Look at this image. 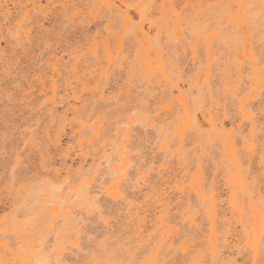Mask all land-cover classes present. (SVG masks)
Here are the masks:
<instances>
[{"label": "bare ground", "instance_id": "6f19581e", "mask_svg": "<svg viewBox=\"0 0 264 264\" xmlns=\"http://www.w3.org/2000/svg\"><path fill=\"white\" fill-rule=\"evenodd\" d=\"M166 2L168 0L160 4L162 13L167 11ZM167 7L175 14L173 6ZM54 14L67 25L65 32L78 34V39L83 38L86 42L81 45L75 41V44L61 48V51H67L65 54L58 55V48L54 47H58L64 37L62 27L54 32L48 30L49 34L45 29V21ZM147 16L143 0L133 7L123 0H0V77L18 83L19 79L15 77L22 69L19 73L16 67L10 70L12 63H17L21 56L33 60L35 51L43 53L41 67L30 77L21 79L17 97L14 95L9 101L17 103L14 106L19 111L32 114L34 124L29 127L34 129L29 130L28 127L24 131L29 130L24 151L34 154L35 150V161L44 172L31 173L33 176L29 174L30 178L22 177L23 184L17 195H23L24 209L16 210L12 205L11 213L28 214L30 208L39 203L41 195H56L64 182H72L71 190L85 186L86 190L82 188L84 192L79 189L75 195L82 192L87 198L92 194L90 188H100L104 183L100 180L103 172L108 171L113 160L119 159V149L125 144L128 132L121 137L122 141H118V134L123 132L116 129L111 135L110 130L114 127H105L106 122L100 119V115L96 116L97 110L100 107L107 109V86L109 89L110 85L116 84L121 74L132 78L136 74L135 68L141 71L142 58L147 61L148 72L155 78V86L145 85L136 122L141 125L140 130L147 129L156 134L162 161L156 167L151 166L152 172L145 180L154 178L155 182L144 191L141 199L136 196L140 188L136 183L123 184L126 201L102 197V201L111 208V223L119 225L120 235L115 237L110 232L107 249L103 254H92L90 259L102 258L111 264H151L155 261L159 264H193V261L222 264L225 260L251 264L259 261V253L264 249L260 224L264 210L261 205L264 194V131L259 118H255L254 127L248 120H241L238 111L240 99H233L237 95L242 97L248 105L247 112L255 116V99L264 93V65L253 55L251 28L245 32L246 42L237 43L241 59L235 58L233 66L227 58L228 63L223 68L217 67L211 58L214 54L209 50L206 59L201 61L189 45L194 68L183 84L180 70L171 71L164 65L159 26ZM25 17L31 21L29 28L21 33L18 40L13 39L10 33ZM116 22L120 23L118 32L113 30ZM92 25L95 31L89 33ZM86 34L91 35L88 38ZM108 34L112 35L108 37ZM121 35H126V38H121ZM127 39L136 48L130 61V51L124 48ZM34 45L36 50L32 49ZM133 89L130 83H126L123 93L114 98L128 100L136 92ZM216 90L222 96L220 101L213 100ZM0 101L2 103L1 98ZM8 106L5 107L6 112L11 107ZM228 106L233 117L229 126L225 125ZM94 110L96 114L88 115ZM29 116L27 119H31ZM131 123L129 118L128 124ZM69 127L71 141L63 143L62 136ZM117 135L119 139L115 138ZM29 154L26 155L27 160L31 157ZM31 164L33 166L34 162ZM31 171L36 170L32 168ZM216 172L223 178V189L214 180ZM50 179H63V182L50 184ZM93 192L95 195L92 197H95L98 192ZM61 206L62 201L55 203L52 213L61 217ZM122 216L124 219L120 221ZM32 220L33 216H28L25 222ZM20 243L22 245L14 255L19 264L47 259L48 254L53 258L56 255L52 249L41 257L26 255L23 254V241ZM72 259L66 256L68 264Z\"/></svg>", "mask_w": 264, "mask_h": 264}, {"label": "rangeland", "instance_id": "374dc122", "mask_svg": "<svg viewBox=\"0 0 264 264\" xmlns=\"http://www.w3.org/2000/svg\"><path fill=\"white\" fill-rule=\"evenodd\" d=\"M123 1L131 7L135 6L139 2V0H136V1L135 0H123ZM143 1L148 11V16H147L148 20H150L153 23H156L160 29L159 38L163 46V50H162L163 63L171 71H174L177 68L180 70L179 73L180 75H182L181 80L183 84L187 82L189 76L193 73V68H194L192 65L193 64V61H192L193 52H191L192 50L189 48V45L193 48L196 58L201 61L202 59L203 61L206 59L208 50L213 52L214 55H212L211 58L215 60L216 66L220 68H223L228 63L227 58H229V64L231 63L230 66H233V63H234L233 61L235 60V58L236 60L241 59L240 57L241 49L240 50L236 49V46L238 43L237 42L238 34L233 28H230V22L228 21L227 16H226V9L224 7H217V6L227 5L230 3H240V2H245V3L250 2V3L257 4V5L260 3V0H168V2H166L167 11L162 13L160 9V4L165 0H143ZM170 5L174 7L175 14L171 13L168 10L167 6H170ZM13 11L14 10L11 9V13L15 15V12L13 13ZM132 11L134 12V10L131 8V12ZM250 19L252 20V26L250 28H251V35H252V38H251L252 46L254 44L253 55L258 61H260L264 65V42H262L261 37H260L259 20L258 18H256L255 12L252 13V15L250 16ZM116 24H114V29H113L114 32L120 31V23L116 22ZM59 27H62L60 29H62L64 33V37L60 41L61 47L60 45L58 47L57 46L54 47V48H58L56 49V53L58 55L59 54L61 55V53L65 54V52L67 51L64 50L65 52H63L61 51L62 50L61 48L64 49L66 46H69L72 43L75 44L76 43L75 41H78L79 44L81 45L86 42V41H83V38H81V40L83 41L82 43L80 38L78 39V34H75V33L72 34V33L65 32L67 25L64 24L63 19H59V17H56L55 14L53 17L50 18V20L45 21V29L47 30L46 34H49V31L54 32V30L59 29ZM94 31H95L94 25L90 26L89 33H92ZM215 32H217L218 34L217 33L215 34ZM169 33L171 35H169ZM90 35L86 34L85 36L90 37ZM111 35L112 34H108V37ZM179 36L183 38L178 39ZM121 38H126V35H121ZM79 40L81 41V43ZM186 40L187 41L189 40V41L187 42ZM254 40H256L257 43ZM131 43L132 42H130L128 39L125 40V43H124V48L126 49V51H130L129 54L131 57L129 61L132 58L133 52L136 50V48L133 47ZM218 48L220 49L222 48V49L218 51L219 50ZM32 49L36 50V46L34 45ZM67 50L69 51L70 48ZM233 51H234V54H233ZM35 52L36 53L33 54V57H34L33 60H29V58L27 57L23 59V57L21 56V58H19L17 63H15L14 65L12 63L13 67L9 65L10 70L11 68L16 67L17 73L20 72V68L22 69L21 73H19V75L15 77L19 79L18 83L17 82L12 83L9 79H6V78L3 79L2 77H0V80L1 79L4 80V81H0V85H1L0 93L2 94V95L0 94L1 96L0 98L2 99V103H0V109L2 108L0 111V114H1L0 123L1 124L4 123L2 125L0 124L1 125L0 126L1 127L0 128V179L2 180V182L0 180V259H3L5 261L11 260L14 262V264H19L15 260L14 255L16 254L17 248L21 247L22 245L20 243L21 240L23 241V254H26V255L34 254L37 257H41L44 254L51 251L52 249L51 246L54 244V242L56 243L59 240H64L68 238L77 229V224H76L77 222H79L80 224L82 222V218H88L87 212L83 211V208L87 205L89 198L85 196L86 195L85 193L82 194V192H80L81 194L79 193L78 195H75L77 191L82 190V188L84 189L85 186H80V188L77 187L71 190L72 182H64V184L62 185V188L59 190V192L56 195H41V197L39 198V203L31 207L28 214L25 215L22 212L11 213L10 207L12 205H14L13 207L16 210L24 209L23 200H22L23 195H17L21 191V186L23 184L22 177L30 178L34 174L38 173V171L40 172L42 171V173L44 172V170L40 168L41 165L39 167L38 162L36 163L35 161V154H36L35 150H34V154H29V152L24 151L26 148V139L29 136L27 132H29V130L34 129L33 127H29V125L34 124L33 117H31L32 114L23 113L22 111H19L18 107L14 106L17 103L13 104L14 102L9 101L10 99L14 98V95L15 97H17L18 91L21 88L20 86L22 85L21 81L27 77H30L32 73H34L37 69H39L41 65L43 64V53L41 51H38V52L35 51ZM190 52H191V55H190ZM200 53H201V56H200ZM37 58L39 59V61H37L38 60ZM140 61H141L140 67L142 68V70L137 71L136 69L138 67L135 68L136 74L132 78H130L129 75H128L129 78H127V74L125 75L121 74V76L119 75L120 77H118L116 84L114 83L112 86L110 85L109 89L107 86V88L105 89L107 90L105 91V96L106 97L109 96L110 98V99L108 98V101H107L108 103L106 105L107 109L106 107H100V109L97 110L98 111L97 114H96V110H94V111L89 112L88 115L95 112L96 116L100 115L101 117L100 119L106 122L105 127L109 129L110 128L112 129L114 127V129L110 130L111 135L114 134L113 132H115L116 129H119V133L123 132L122 134H118L120 136L119 137L120 140L118 141H122L121 137H123V135L128 132L127 137H130V139L125 141V143L127 142L129 144L130 150L127 154H125L127 158L125 157L124 159L126 161L124 165L126 166L128 164V160L130 159L132 161V167L128 169L127 179L125 180L124 183H131V184L136 183L140 187L136 196L137 198L140 196L139 198L141 199L142 195L146 192V190L152 186L153 182H155V179L153 177H152L153 179L151 180H145L141 178L139 179V182H137V178L140 176V173L142 170H146L148 167H151L153 165L156 167L158 163L162 161V159L159 153V141H158L159 139H157L158 137L156 136V134L147 129L140 130L141 125L138 122H136V119L139 114L137 112L139 111L138 109L140 108V104H139L140 98H142V95H143L141 93H144L145 85L146 86L152 85L153 87L155 86L154 84L155 78L151 76V74L148 72L146 68L147 61L142 58L140 59ZM221 62H223V65ZM27 66H29L30 68ZM126 83H130L132 87L134 88L133 90L136 92H134L132 94V97L128 100L122 97H121L122 99L120 98L117 100L114 97L123 93L122 89H124ZM12 89H15V90H12ZM263 94L264 93L259 94L258 97H256L255 103H254V109L255 111L257 110L256 112L254 111L255 112L254 117L259 118V120L261 121H263L262 118L264 117V113H263L264 112V95ZM218 95H220V93L217 90L214 91V98H213L214 101L216 99L219 101L222 99V96L221 95L218 96ZM3 99L4 101L5 99L6 101L8 100L9 104L10 103L11 104L9 105L8 101L4 102ZM205 101H207V99ZM6 104L7 106L9 105L8 108L11 106L12 108L14 107V109H11L10 107L8 109L9 111L7 110L8 112H6V109H5V107L7 108ZM229 108L230 107L228 106L227 109H225V113H228V115L226 114L227 118L225 119L226 120L225 125L227 126H229L231 121H233V117L231 114L232 112L230 111ZM17 109H18V112H17ZM10 111L12 112L10 113ZM15 111L16 113H18L17 114L18 116L15 115L16 114ZM7 113H9V115L11 114L10 117ZM12 113H15L13 114L14 116L12 115ZM26 114L27 116H25ZM28 116L31 119H27ZM108 116L110 119L108 118ZM20 117L22 119H20ZM23 117L25 118V120ZM18 118L19 120H17ZM129 118L132 121L131 124H128ZM8 119L10 120L9 122L7 121ZM28 120L30 121V123ZM32 120H33V123H32ZM27 121H28V124L26 123ZM26 129H29V130L25 133L24 131H26ZM70 134L71 133H70V127H69V129H67L65 131V134L62 136L63 143H68L71 141ZM118 135L115 138L119 139ZM262 142L263 140H260V143ZM72 145L75 146V142H73ZM18 154L20 156H18ZM28 154L31 156L29 158L32 159V161L29 160V158L27 160L26 155ZM14 156L16 157V159L17 157H19L20 160L22 161V164L24 165V166L22 165L20 168L17 169L15 175L13 174V171H12V165L16 162V159ZM30 161L34 162V165L36 167L34 165L31 166L32 164ZM114 161L116 160L112 161L111 163L112 166L110 165L108 171H106L107 173L105 171L103 172V176L101 177L100 180H102L104 183H106V181L108 182L111 180V170L118 166L117 165L118 159L116 162ZM32 168H35L36 171L34 172L31 171ZM31 173H33V175ZM29 174H31V176ZM54 180L50 179L48 183L59 185L63 182V179H60L61 181L60 180L54 181ZM214 180L218 186H221L223 183V178L219 172L218 173L216 172V175L214 176ZM96 186H97V183H96ZM99 189L100 188L98 189L90 188V191H92V194H90L89 197L90 196L92 197L93 195H95L94 194L95 192L93 191L96 190V193H97ZM221 189H223L222 186H221ZM76 196H78V199L76 198ZM61 201H62V206L59 209V214L61 215V217H58L52 213L51 209L55 205V203H60ZM103 206L109 212L111 211V208L108 205H106L104 201H103ZM28 216H33V220L30 221L29 223H26L25 220H26V217ZM123 217L124 216H122L121 218L119 217L120 221L124 219ZM111 224L112 225H109V229H105L103 227H94V222H93V223H89L87 225V228L89 230L90 235H94L101 240L104 239L105 235L108 236L110 232L114 233L112 234L113 236L119 237L120 235L118 232L119 225L116 226L114 225L113 222ZM86 240L87 239L85 238V242L83 244L84 245L83 250H81V248L79 247H75V248L73 247V244L78 243L77 241H75V239H73L72 242L67 246L68 253L66 254V256L72 257L73 259H74V256H76V259L71 260V264H81V262L82 264H85L86 261L91 260L90 258L92 254H95V255L100 254L99 249L96 250L95 244L89 245ZM41 241L43 242L41 243Z\"/></svg>", "mask_w": 264, "mask_h": 264}, {"label": "snow or ice", "instance_id": "6c2138e0", "mask_svg": "<svg viewBox=\"0 0 264 264\" xmlns=\"http://www.w3.org/2000/svg\"><path fill=\"white\" fill-rule=\"evenodd\" d=\"M74 7V6H73ZM217 7H224L226 9V16L230 22V27L237 32V42L244 43L246 42L245 32L250 29L252 26V20L250 16L255 12L256 18L259 20L260 25V37L262 42H264V0H260V3H230L227 5H218ZM31 24V21L25 17L23 20H19L17 23L16 30L11 32L10 35L13 39H19L21 33L28 29ZM262 81H264V76H262ZM233 99H240L238 105V111L241 114V120H248L250 124L254 125L255 117L250 116L247 112V103L239 95L234 96ZM127 130V129H126ZM261 130L264 131V121H262ZM130 137H125V140H129ZM129 144L126 142L120 149V157L117 161V167L111 170V180L102 184L100 190L98 191L95 197H89L87 205L83 208V211L87 212L88 218H82V222L77 225V229L66 239L60 240L57 244L52 245V250L56 253L53 258L51 254H48L47 259H37L35 261L29 262V264H68L66 260V254L68 253V245L72 242L73 239L78 243L73 244V247H79L83 250V244L85 238L89 245L95 244L96 249H99L101 254L107 249V241L110 239L109 236L105 235L104 239L101 240L94 235L89 234L87 225L94 222V227H103L107 229L111 223L112 215L111 213L103 206L102 197H108L116 201H126L127 198L123 195L122 186L127 179L128 169L132 167V161L129 159L128 164L124 165L125 154L129 152ZM22 166V161L17 157L16 162L12 165V171L15 175L18 168ZM154 167V165L152 166ZM152 167L142 170L139 179H147V176L151 174ZM261 205L264 209V194L261 196ZM261 244L264 245V210H262L261 215ZM255 251V248H253ZM260 260L252 261L251 264H264V249L259 253ZM0 264H14L13 261H5L0 259ZM85 264H111L109 261L104 259H94L86 261ZM151 264H159V261L151 262ZM193 264H205L204 261H193ZM214 264H220V262H214ZM222 264H237L235 260H225Z\"/></svg>", "mask_w": 264, "mask_h": 264}]
</instances>
